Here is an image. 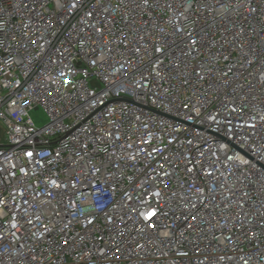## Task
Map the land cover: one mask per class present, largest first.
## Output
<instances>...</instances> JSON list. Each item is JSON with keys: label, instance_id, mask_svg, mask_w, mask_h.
I'll list each match as a JSON object with an SVG mask.
<instances>
[{"label": "built area", "instance_id": "obj_1", "mask_svg": "<svg viewBox=\"0 0 264 264\" xmlns=\"http://www.w3.org/2000/svg\"><path fill=\"white\" fill-rule=\"evenodd\" d=\"M0 122V264H264V0H0Z\"/></svg>", "mask_w": 264, "mask_h": 264}, {"label": "rangeland", "instance_id": "obj_2", "mask_svg": "<svg viewBox=\"0 0 264 264\" xmlns=\"http://www.w3.org/2000/svg\"><path fill=\"white\" fill-rule=\"evenodd\" d=\"M31 118L34 120L37 126H43L47 122V117L41 109L31 112ZM2 126L3 124L0 122V127ZM2 134L3 132L0 131V136Z\"/></svg>", "mask_w": 264, "mask_h": 264}, {"label": "snow or ice", "instance_id": "obj_3", "mask_svg": "<svg viewBox=\"0 0 264 264\" xmlns=\"http://www.w3.org/2000/svg\"><path fill=\"white\" fill-rule=\"evenodd\" d=\"M193 43H195V42H193ZM157 51H162V49H157ZM153 215H155V213L150 214L149 215V219H151ZM192 219H195V217L193 216ZM150 227L155 228L156 225L153 224V225H150ZM63 243H64L65 246H68L69 241L68 240H65V241H63ZM117 251H119V249H117Z\"/></svg>", "mask_w": 264, "mask_h": 264}]
</instances>
